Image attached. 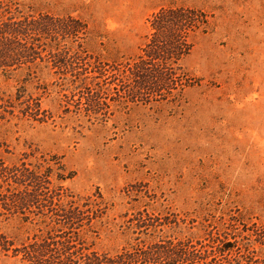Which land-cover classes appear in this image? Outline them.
<instances>
[{
  "label": "rangeland",
  "instance_id": "rangeland-1",
  "mask_svg": "<svg viewBox=\"0 0 264 264\" xmlns=\"http://www.w3.org/2000/svg\"><path fill=\"white\" fill-rule=\"evenodd\" d=\"M0 2L1 22L87 25L0 69V160L49 180L24 210L8 196L25 186L0 182V264H109L157 244L173 264H264V0ZM170 8L199 20L174 64L182 86L133 97L124 70ZM63 55L72 68L55 66Z\"/></svg>",
  "mask_w": 264,
  "mask_h": 264
},
{
  "label": "trees",
  "instance_id": "trees-1",
  "mask_svg": "<svg viewBox=\"0 0 264 264\" xmlns=\"http://www.w3.org/2000/svg\"><path fill=\"white\" fill-rule=\"evenodd\" d=\"M0 6L8 7L7 4L4 5V2H0ZM64 20L73 25L65 23L58 26L56 25L57 20L50 14H39L38 16L22 14L20 17H10L5 22L0 21V69L12 70L41 59L40 49L43 40L54 41L59 36L64 39L78 38L80 32H85L87 29V25L80 19L68 16ZM198 22L197 12L192 10L170 8L154 14L151 20L152 32L142 49L143 55L124 70V79L132 87L130 94L133 97L141 98L154 93H171L182 86L176 81V72L178 68H181H175L174 64H178L180 59L189 53L190 45L186 35ZM71 59L73 58L63 55L56 61H52H55V66L59 68H72L74 62L70 61ZM10 181L25 186L26 190L20 195L17 194L19 197L16 199L8 196L16 209L24 210L38 202L49 180L47 175H38L36 171L24 167H8L0 160V182L10 183ZM70 197L73 196L70 195ZM4 203L7 205V198ZM70 203L71 207H74L73 201ZM59 211L64 212L65 210L54 209L58 216ZM73 211L65 213L68 221L74 218ZM256 236L259 241L264 242V229L256 232ZM171 248V245L165 247L157 244L154 251L144 252L136 257H127V259L125 256L128 254L124 251L116 256V259L108 260V263L131 264L138 261L158 263L167 260L173 264L179 260L176 258L169 260L165 257L169 255L168 251ZM180 250L183 255H187V246L181 244ZM183 259L184 257L181 256V260ZM194 261V258H186V262L193 263Z\"/></svg>",
  "mask_w": 264,
  "mask_h": 264
}]
</instances>
